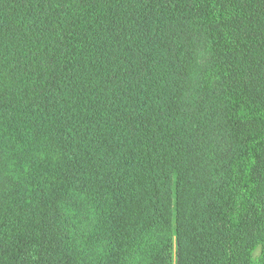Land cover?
I'll use <instances>...</instances> for the list:
<instances>
[{
	"label": "trees",
	"instance_id": "1",
	"mask_svg": "<svg viewBox=\"0 0 264 264\" xmlns=\"http://www.w3.org/2000/svg\"><path fill=\"white\" fill-rule=\"evenodd\" d=\"M190 18L238 149L221 189L164 49ZM0 264H264V0H0Z\"/></svg>",
	"mask_w": 264,
	"mask_h": 264
},
{
	"label": "rangeland",
	"instance_id": "2",
	"mask_svg": "<svg viewBox=\"0 0 264 264\" xmlns=\"http://www.w3.org/2000/svg\"><path fill=\"white\" fill-rule=\"evenodd\" d=\"M190 21L167 27L164 49L177 70L174 93L187 104L182 111L194 141V183L221 189L238 149L226 127L220 83L214 79L210 91L203 89V74L212 68V55L197 20Z\"/></svg>",
	"mask_w": 264,
	"mask_h": 264
}]
</instances>
